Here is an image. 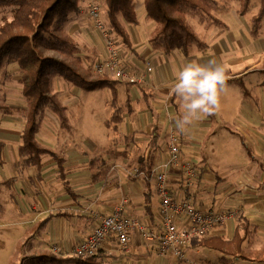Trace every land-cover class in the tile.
I'll return each instance as SVG.
<instances>
[{"label":"crops","instance_id":"0c3cea01","mask_svg":"<svg viewBox=\"0 0 264 264\" xmlns=\"http://www.w3.org/2000/svg\"><path fill=\"white\" fill-rule=\"evenodd\" d=\"M141 1L143 3V0ZM86 15L90 24L91 18L87 9ZM144 18L141 19L138 15V24H123L130 34L133 49L123 46L122 57L144 77L141 83H123L129 89L125 102L128 97L132 106L134 101L141 102L136 109L133 107L132 113L126 114V119L129 118L131 121L129 131L135 132L129 136L135 143L141 144L142 153L148 154L151 150L149 147L151 138L159 134L155 153L156 166L167 160L169 139L171 134H174L180 146L182 163L188 162L189 159L196 161L199 172L195 184L187 192L182 168L172 167L167 177L171 193L177 198L189 197L198 208L221 211L229 214V217L207 235L194 238L185 250L184 259L175 260L173 257L177 256L173 253L161 255L158 240L146 239L136 229L131 231V242L127 249L122 247L113 234H110L101 244L98 255L105 264H220L223 252L202 241L209 237L231 239L235 231V217L238 210H242L252 220L256 230L254 234H264V77H262L264 39L257 38L256 32L249 36L239 26L232 29L223 20L226 24L224 27L221 26L224 32H218L219 30L212 29L211 26L205 28L206 31L201 37L208 44L205 49L199 50L194 47L191 54L185 56L181 49V40L176 39L173 51L166 54L153 49L150 45L149 37L154 29V23L147 18L144 21ZM75 30L77 33L73 36L81 46L82 56L95 58L96 55L100 54L101 57L106 53L105 36L95 29L93 22L89 27L78 26L74 28ZM211 58L227 66L228 83L237 85L239 83L243 90L246 89L247 83L252 90H247L243 96L241 95L240 103H234L231 97L233 88H231V91L229 90L223 97L219 112L198 121L187 135L182 134L176 129L173 119L180 111L179 98L171 92V87L176 83L175 74L189 61L199 60L203 63ZM83 59L85 66L88 67L87 58L84 56ZM239 78L242 80L239 81ZM69 85L74 93L72 98L64 100L61 93L58 95L67 108V118L74 117L76 126L73 125L75 127L69 130L67 120L66 125L62 124L67 127L65 138L61 139L57 133L52 144L38 139V134L43 129V122L37 134V140L42 145L55 150L65 158V177L60 175L56 159L49 155L43 156L40 176L35 168L22 166L18 148L25 126L24 116L9 117L11 119L8 121L11 124L0 128V141L4 143V148L0 152V165L8 167L10 176L0 177V182L2 181L1 183L6 187V194L18 208L14 215L9 216L20 214L24 225L29 226V232L36 230L26 246L20 249V253H26L21 255L22 258L26 256L25 264H30L34 256L42 252L72 254L99 224L100 217L111 214L118 206H123L124 212L132 218L161 232L159 228L161 199L155 189L156 179L154 178L152 182L153 190L147 208L145 200L147 189L143 174L138 172V165L133 161L135 159L133 142H130L131 145L126 143L125 150L119 145L115 146L116 149L104 145L106 142L111 143L110 131L106 128L105 121L111 113L109 102L112 99V90L108 87L99 88L102 91H100L101 96H109L102 98L106 107L110 109L104 120V126L109 134L99 133L94 136L92 142L84 145L83 142L75 139V132L81 129L83 123L76 119L81 108L79 110L72 107L71 101L75 97L82 98V91L86 89L66 82L67 88ZM117 88L119 92L118 84ZM237 91L242 90L237 88ZM70 111L73 112L72 116L68 114ZM126 119L121 125V132ZM221 132L236 135L247 149L250 159L244 171L238 160L229 164L222 172L211 166L214 161L213 156L216 154V142L212 140L225 137L218 135ZM165 138H168L166 144L163 142ZM80 143L82 147H79ZM100 145H103L100 152H95ZM116 151H123L120 152L121 155L128 158V165L133 166L135 170V173L130 171L131 174H127V178L123 174V169L129 170L128 165L118 157H112V153ZM93 153L101 154L108 166V174L98 183L92 178L90 159L94 156ZM55 177L57 182H54ZM38 180L47 183V187L40 186ZM67 181L75 196L67 191L65 184ZM55 184L59 186L57 192L52 191ZM0 196L1 202L4 197L1 194ZM33 203L40 206L41 210L35 223L29 225ZM48 203L53 206L51 210L46 209ZM44 219H47L45 223H43Z\"/></svg>","mask_w":264,"mask_h":264},{"label":"trees","instance_id":"16d2710c","mask_svg":"<svg viewBox=\"0 0 264 264\" xmlns=\"http://www.w3.org/2000/svg\"><path fill=\"white\" fill-rule=\"evenodd\" d=\"M103 1L106 9L103 8L100 0L104 19L107 18L111 27L107 26L109 32L119 36L122 45L132 50L131 37L122 20L128 24L139 23L136 0ZM223 1L228 6L229 0ZM239 1L241 3L239 14L245 15L251 0ZM143 2L145 17L155 24L149 43L153 49L166 54L173 51L177 37H180L181 49L185 56H189L194 47L203 50L208 46L189 21V14L198 17L201 22L209 26H226L213 14V11L219 8L220 0H143ZM0 10H7L10 13L3 16L0 23V70L10 65L18 66L22 94L26 101V107L23 109L25 126L18 148L22 166L35 168L40 176L43 156L49 155L56 159L60 175L66 176L65 158L37 140L45 106H50L58 114L63 125L67 124V108L54 89V78L60 77L86 90L108 87L112 90V99L109 102L111 113L105 121V126L110 131L113 145L116 146L121 137L129 145L133 142L135 148L133 161L138 165V172L143 174L147 189L146 207L149 208L159 134L151 138L149 142L151 150L148 154L142 153L141 144L135 143L129 135L123 137L121 125L126 119V114L133 112V106L130 97L123 105L118 103L117 84L119 81L128 84L137 83L116 77L117 80H113L111 78L114 77L113 75L97 71L95 74L90 67L85 66L78 40L66 29L68 13L80 11L79 0H0ZM262 16H264V0H261L259 17L254 21ZM9 75L10 73L6 74ZM0 111L10 112L11 109L6 104L0 103ZM3 148L4 143L0 141V152ZM90 166L92 178L97 183L108 174L107 163L99 153L91 158ZM65 184L67 191L75 196L69 182ZM235 218V231L231 239L209 237L202 242L223 252L220 264H234L236 259L264 263V244L260 248L245 249V244L256 232L252 220L242 210L237 211ZM46 221L47 219H44L43 223ZM11 264H17L14 257L11 258ZM30 264L105 263L98 252L94 255H78L75 252L64 255L47 251L34 256Z\"/></svg>","mask_w":264,"mask_h":264},{"label":"rangeland","instance_id":"374dc122","mask_svg":"<svg viewBox=\"0 0 264 264\" xmlns=\"http://www.w3.org/2000/svg\"><path fill=\"white\" fill-rule=\"evenodd\" d=\"M220 2L221 3L219 5V8L213 11V14L217 18L227 22L232 29H235L239 26L240 29L245 30L249 36H251L252 33L256 32L255 36L257 38H259L260 40L264 39V16L259 18L257 21H254L255 18L259 17L261 0H251L249 9L245 13V15L239 14V9L241 5L239 0H229L228 6L227 4L223 3L224 2L223 0H220ZM102 3H103V8L106 9L103 0ZM79 5L81 8L80 12L76 13L72 11L68 13L66 19V29L72 35L73 34L76 35L77 33L76 30L74 31L75 27L76 28L78 26L89 27L92 24V20H90V24H89V18L86 15L88 0H79ZM136 8L139 17L143 19L144 10H145L144 2L142 3L141 0H136ZM9 14L10 13L7 10H0V23L2 21V17ZM188 19L193 24L195 30L197 31L199 37L201 38L202 34L206 31L205 28H208L209 25L201 22L198 17L193 16L192 14L188 15ZM105 20L107 22L108 28H111L107 18ZM145 20L146 17L144 18V21ZM122 21L124 22V24H128L124 20ZM211 28L215 30H219L218 32H224V30L219 26H211ZM118 38L122 44L121 38L119 36ZM177 39L180 41V37H177ZM84 56L87 58V66L90 67L92 71L96 74L97 73L95 69L96 61L98 58H101L103 56L100 57V54L96 55L95 58L94 57L92 58L90 56L87 57L86 55H83V57ZM7 72L10 73L9 76H6V74H8ZM262 77H264V74L262 75ZM20 78H21V74L17 65H10L7 68L5 67L0 70V103L6 104L11 109L10 112L0 111V128H2V126L10 125L11 123L8 120L11 119L12 117L18 118L20 116H23V109L26 107V101L22 94V84L20 82ZM111 78L113 80L115 79V77H111ZM238 80L241 81L242 79L239 78ZM123 83L124 82L122 81L118 82V85L120 87L118 92V103L120 105H123V103L125 102L127 96V90H129L127 86L124 85ZM228 84L230 85V89L233 88L231 89L233 90V94H231L232 95L231 97L232 100H234V103H240L242 101L241 99L244 93L247 90L248 91L252 90L247 83H246V89L244 90L241 88L239 83L238 85L230 82ZM53 85H54V89L58 92V94L61 93L62 99L64 100L70 99L72 98V96H74L72 87H70L69 85V87L67 88L66 82L60 77L54 78ZM237 88H239L240 91L242 90L241 91L242 93L237 91ZM100 91L101 89L99 88L92 91H88V90L82 91V95H83L82 98L75 97L73 101H71L73 103L72 107L79 110L81 108V112L76 117V119L81 120L83 123L81 129L76 130L75 139L80 140V142L81 143L83 142L84 145H87L88 143L92 142L95 135L99 133L101 134L103 132L108 133V130L104 126V120L110 109L106 107V104L105 102H103L102 98L105 99L108 98L109 96L108 95L101 96ZM140 104H141L140 101H134L133 107L136 109L138 106H140ZM68 114L72 116L73 112L71 113L70 111V113ZM73 118L70 119L68 118L69 130H71L77 124L74 122ZM42 122H43V129L38 134L39 140L52 144L54 143L53 139L55 136H57V133L61 139L65 138L67 133L66 132L67 127H64L62 125L60 117L58 116V114L52 111L50 106H45ZM129 129H131V121L129 118H127L126 123H124L122 127V132H123L122 135L126 136V135H132V133L135 134V132H131V130L129 131ZM218 135H224L225 137L212 140L216 142L215 144L216 154L213 156L214 161L211 165L213 169L216 170L219 169L222 172L224 171V169L225 170L227 169L226 167H228L229 164H233L235 161L238 160L239 162H241L240 165L244 171L249 165L250 156L247 153V149L243 147V143L241 142L240 138L237 137L236 135H230L225 132H221ZM55 142H57V139H55ZM163 142L164 144H166L168 142V138H165ZM81 143L79 147H82ZM126 143L127 141L121 137L116 144L122 146L123 149L125 150ZM209 143H207L208 146H210ZM104 145L108 146V148L110 149L113 148V146H115L112 143L108 144L107 142ZM102 146L103 145H100L99 149L96 150L95 152H100ZM114 149L116 148L114 147ZM120 152L123 151H118V153L113 152L112 157L113 158L118 157L119 160H122L125 164L128 165V158L121 155ZM189 162L192 163L196 168L197 172H199L197 169L196 161L189 159ZM128 168L129 170L123 169V174L125 178H127V174L128 175L131 174L130 171L135 173V170H133L134 169L133 166L128 165ZM5 176L10 177L8 167L6 165L5 166L0 165V177H5ZM54 179L56 180L54 182H57L56 177ZM1 182H0V194L4 198L0 202V264H10L9 261L11 256L15 258L17 264H25L27 263V261L24 262L26 256H23L22 258L21 255H26V253L25 252L20 253V249L26 246L28 240L33 236L32 233H35L36 230L29 232L28 230L29 226L24 225V222H22L23 219L20 214H17L15 216H9L10 214L14 215L15 214L14 212H17L18 208L15 206V203L10 200L11 198L6 194L5 191L6 187ZM37 182L40 186L43 185L46 186L47 184L43 180L40 181L38 180ZM58 188H59L58 184H55V187L52 189V191L57 192ZM39 207L40 206H38L36 203H33L32 211H31L32 217L29 219V225L35 223L36 217L40 214L41 207L40 208ZM52 208L53 206L48 203L46 209L51 210ZM263 244H264V234L263 235L254 234L251 237V239L245 244V249L250 250V249L260 248ZM173 258H175V260L179 259L178 257L175 256ZM234 264H264V263L236 259Z\"/></svg>","mask_w":264,"mask_h":264},{"label":"built area","instance_id":"2783aa9c","mask_svg":"<svg viewBox=\"0 0 264 264\" xmlns=\"http://www.w3.org/2000/svg\"><path fill=\"white\" fill-rule=\"evenodd\" d=\"M87 8L94 27L102 32L106 39V53L97 60L96 71L109 73L116 78L132 83L143 82V75L122 57V44L116 34L109 32L100 0H88ZM168 147L167 160L154 168L155 189L161 199L159 215L161 232L159 233L156 229L132 218L124 212L123 206H118L111 214L100 217L99 224L74 250L76 254H96L110 234H113L122 247L127 249L131 242V231L136 229L144 238L158 240L161 255L173 253L179 259H184L185 250L191 245L194 238L207 235L214 227L225 222L229 214L213 209L203 210L196 207L189 197L177 198L171 193L167 177L172 167L180 166L182 168L185 176V191L187 192L195 184L198 172L189 161L182 163L180 146L174 134L170 136ZM230 215L232 214L230 213Z\"/></svg>","mask_w":264,"mask_h":264},{"label":"clouds","instance_id":"9594fccd","mask_svg":"<svg viewBox=\"0 0 264 264\" xmlns=\"http://www.w3.org/2000/svg\"><path fill=\"white\" fill-rule=\"evenodd\" d=\"M228 68L215 58L206 62L185 63L175 74L171 92L179 98V115L174 116L176 129L187 135L198 121L221 110L222 99L230 90Z\"/></svg>","mask_w":264,"mask_h":264}]
</instances>
